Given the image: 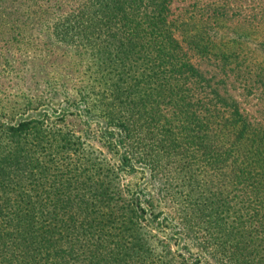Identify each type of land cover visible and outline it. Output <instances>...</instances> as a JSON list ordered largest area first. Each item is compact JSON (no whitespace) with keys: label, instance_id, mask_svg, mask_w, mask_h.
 Wrapping results in <instances>:
<instances>
[{"label":"trees","instance_id":"16d2710c","mask_svg":"<svg viewBox=\"0 0 264 264\" xmlns=\"http://www.w3.org/2000/svg\"><path fill=\"white\" fill-rule=\"evenodd\" d=\"M34 1L84 56L75 94L114 161L55 121H0V264H264V108L239 99L264 103V0ZM138 164L154 195L123 184Z\"/></svg>","mask_w":264,"mask_h":264},{"label":"rangeland","instance_id":"374dc122","mask_svg":"<svg viewBox=\"0 0 264 264\" xmlns=\"http://www.w3.org/2000/svg\"><path fill=\"white\" fill-rule=\"evenodd\" d=\"M36 2L0 0V121H55L81 136L92 149L103 152L108 162L114 161L112 146L104 136L107 121L96 107L89 113V107L75 94L87 72L84 56L59 34L62 30L55 25L57 8L42 2L36 6ZM191 2L177 1L173 6L176 15ZM235 94L239 96L240 91ZM239 99L252 116L260 118L264 103L260 104L254 95L248 99L240 95ZM121 165L126 168L124 160ZM122 182L142 193L154 195L157 191L156 182L143 164L123 172ZM171 206L163 199L153 211L168 214ZM162 227L166 228L165 222ZM164 231L169 234L165 242L170 243L173 252H186L178 234ZM164 234L159 237L163 239Z\"/></svg>","mask_w":264,"mask_h":264}]
</instances>
